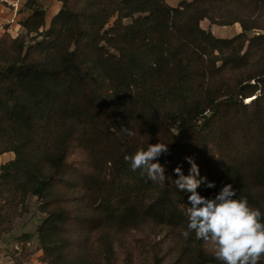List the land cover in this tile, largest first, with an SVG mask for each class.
<instances>
[{"label": "trees", "instance_id": "trees-1", "mask_svg": "<svg viewBox=\"0 0 264 264\" xmlns=\"http://www.w3.org/2000/svg\"><path fill=\"white\" fill-rule=\"evenodd\" d=\"M59 2L47 25L25 3L28 41L0 36V154L14 155L0 225L32 197L42 264H221L182 235L190 193L174 169L188 175L193 157L215 184L201 195L232 184L264 222V0ZM203 20L240 32L215 37ZM158 142L163 186L125 160Z\"/></svg>", "mask_w": 264, "mask_h": 264}, {"label": "clouds", "instance_id": "clouds-1", "mask_svg": "<svg viewBox=\"0 0 264 264\" xmlns=\"http://www.w3.org/2000/svg\"><path fill=\"white\" fill-rule=\"evenodd\" d=\"M127 135H133L128 128H121ZM168 144H149L147 150H139L132 156H125L133 171L140 170L148 181L163 186L168 177L166 168L159 162L162 154H168ZM191 165L188 175L180 166L174 169L175 186L190 193L186 207L187 230L182 233L188 238L194 231L205 243L215 246V258L221 264H260L264 257V222L259 209L249 205L246 198L236 199L237 190L232 184L224 185L213 197L201 195L197 189L204 184L214 188L200 176L199 166L193 157H185Z\"/></svg>", "mask_w": 264, "mask_h": 264}, {"label": "rangeland", "instance_id": "rangeland-1", "mask_svg": "<svg viewBox=\"0 0 264 264\" xmlns=\"http://www.w3.org/2000/svg\"><path fill=\"white\" fill-rule=\"evenodd\" d=\"M178 1L179 0H166V2L173 7L177 5ZM32 5L45 11L47 25L51 17L57 13L61 4L59 0H33ZM29 12V9L24 5L20 10V18L23 20ZM200 26L210 31L215 37L220 38H229L240 32V28L237 24L233 26H219L209 24L206 20H203L200 22ZM32 35L33 34L28 35L24 29L17 38L28 41ZM38 206L39 202L35 198L30 197L25 201L20 216L11 219L7 218L6 223L0 225V260L8 257L12 260L21 262L20 258L23 260V257L26 255L33 253L38 248L40 249L36 229L40 225L44 214L39 210ZM26 235H30L28 241L31 242V245L29 247H27L25 243ZM167 245L171 247L174 246V248L176 246L177 248L179 241L172 239Z\"/></svg>", "mask_w": 264, "mask_h": 264}, {"label": "built area", "instance_id": "built-area-1", "mask_svg": "<svg viewBox=\"0 0 264 264\" xmlns=\"http://www.w3.org/2000/svg\"><path fill=\"white\" fill-rule=\"evenodd\" d=\"M26 1L0 0V36L5 34L17 38L22 33L24 27L21 24L20 10Z\"/></svg>", "mask_w": 264, "mask_h": 264}, {"label": "crops", "instance_id": "crops-1", "mask_svg": "<svg viewBox=\"0 0 264 264\" xmlns=\"http://www.w3.org/2000/svg\"><path fill=\"white\" fill-rule=\"evenodd\" d=\"M14 157L12 152H6L0 154V166L10 160H12ZM27 247L31 245V242H26ZM27 249V248H26ZM17 253V252H16ZM41 250L38 248L33 253L26 255L23 257V260L20 258L21 262L18 260H12L8 257L2 258L0 260V264H42L38 258L41 256Z\"/></svg>", "mask_w": 264, "mask_h": 264}, {"label": "water", "instance_id": "water-1", "mask_svg": "<svg viewBox=\"0 0 264 264\" xmlns=\"http://www.w3.org/2000/svg\"><path fill=\"white\" fill-rule=\"evenodd\" d=\"M250 100V99H249Z\"/></svg>", "mask_w": 264, "mask_h": 264}]
</instances>
